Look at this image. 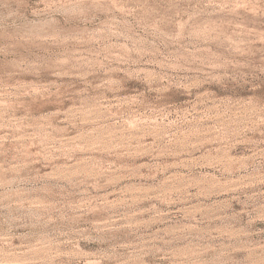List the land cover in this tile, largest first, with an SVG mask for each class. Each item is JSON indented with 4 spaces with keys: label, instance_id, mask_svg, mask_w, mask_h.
Segmentation results:
<instances>
[{
    "label": "rangeland",
    "instance_id": "rangeland-1",
    "mask_svg": "<svg viewBox=\"0 0 264 264\" xmlns=\"http://www.w3.org/2000/svg\"><path fill=\"white\" fill-rule=\"evenodd\" d=\"M0 264H264V0H0Z\"/></svg>",
    "mask_w": 264,
    "mask_h": 264
}]
</instances>
